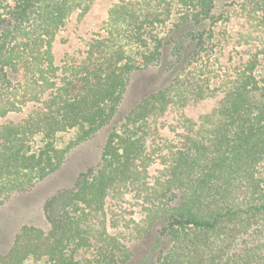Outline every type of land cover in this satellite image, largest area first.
<instances>
[{"label": "trees", "instance_id": "1", "mask_svg": "<svg viewBox=\"0 0 264 264\" xmlns=\"http://www.w3.org/2000/svg\"><path fill=\"white\" fill-rule=\"evenodd\" d=\"M92 1L0 0V119L31 107L0 123V199L29 192L110 123L133 72L160 63L169 81L111 125L95 166L44 202L49 230L23 226L0 264L41 256L74 264L94 238L92 264L127 260L105 211L108 198L116 208L127 194L143 211L141 240L157 226L167 243L155 264H264V0L247 4L257 44L247 58L228 59L220 82L210 73L229 12H217L216 0H118L82 57L56 65V33ZM217 94L197 119L183 112ZM169 111L168 127L178 132L163 144L152 132Z\"/></svg>", "mask_w": 264, "mask_h": 264}, {"label": "rangeland", "instance_id": "2", "mask_svg": "<svg viewBox=\"0 0 264 264\" xmlns=\"http://www.w3.org/2000/svg\"><path fill=\"white\" fill-rule=\"evenodd\" d=\"M118 0H93L87 11L80 14L77 10L66 20L65 25L56 33L52 41L51 52L56 65H61L63 58L72 57L78 60L82 57L87 42L103 33L105 21L109 8ZM248 0H216V11H228L224 13L229 16L226 21L228 26V37L222 36L224 46L214 60L213 70L210 73L214 82L222 81V76L229 68V60L239 62L248 56L249 50H253L257 44L255 36L258 31L254 25L256 12L249 8ZM258 15V14H257ZM251 32V33H250ZM250 33V36H249ZM231 56V59L230 57ZM230 69V68H229ZM169 81V75L162 64L157 63L148 68L138 70L130 75L129 82L123 94L122 100L111 122L97 130L91 137L77 144L67 153L61 166L47 175L43 180L37 182L27 193L12 194L0 199V255H4L12 247L16 234L23 226H33L47 232L50 223L43 210L44 202L59 189L70 188L79 172L87 167L95 166L100 158V153L111 125L123 116L135 102L150 91L156 90ZM219 94L206 98L198 104L185 107L183 112L190 118L197 119L201 113L208 112L216 104ZM31 105V104H29ZM31 108V107H30ZM25 107L23 112H11L0 119L3 121L20 119L29 109ZM165 125L160 122L159 126L152 132L156 141L160 143L167 139H176V132L168 127L173 119V112L164 116ZM69 137L68 133L63 139ZM164 138V140H163ZM160 168L159 160L149 167L153 176ZM116 199L107 200V227L108 232L115 235L119 242L124 243L130 252L127 260L119 264H155L154 261L159 250L167 245L166 241L158 240L156 237L157 226L152 227V232L146 240L139 236L143 211L134 205L130 194L125 196L124 201L117 205ZM119 202V201H118ZM141 222V223H138ZM138 232V233H137ZM96 242L100 239L94 238L85 249H79L74 256V264H92L93 256L96 254ZM159 244L156 247V244ZM152 246H155L153 248ZM150 252L146 256L145 253ZM22 264H49L43 256L24 260Z\"/></svg>", "mask_w": 264, "mask_h": 264}]
</instances>
